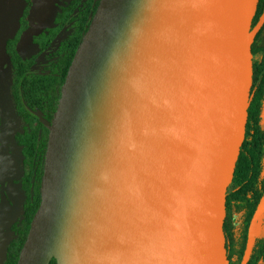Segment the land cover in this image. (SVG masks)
I'll list each match as a JSON object with an SVG mask.
<instances>
[{"label": "water", "instance_id": "1", "mask_svg": "<svg viewBox=\"0 0 264 264\" xmlns=\"http://www.w3.org/2000/svg\"><path fill=\"white\" fill-rule=\"evenodd\" d=\"M258 3L99 1L61 87L17 264H229L226 194Z\"/></svg>", "mask_w": 264, "mask_h": 264}, {"label": "trees", "instance_id": "2", "mask_svg": "<svg viewBox=\"0 0 264 264\" xmlns=\"http://www.w3.org/2000/svg\"><path fill=\"white\" fill-rule=\"evenodd\" d=\"M99 1L67 0L56 3L49 24L36 35H30L34 3L33 0H21L16 28L3 41L2 55L10 67L8 99L18 124L13 139L21 157L20 183L25 197L21 218L10 228L2 264H17L39 207L51 120L71 61ZM263 6L264 0H259L256 17ZM27 36L35 49L23 55L19 47ZM258 40L259 37L251 45L253 76L245 139L226 194L223 232L229 264H241L248 227L256 212L259 217L257 233L260 230V235L256 236L247 264H264V235H261L264 231V56L259 52ZM50 264H56L55 260Z\"/></svg>", "mask_w": 264, "mask_h": 264}, {"label": "rangeland", "instance_id": "3", "mask_svg": "<svg viewBox=\"0 0 264 264\" xmlns=\"http://www.w3.org/2000/svg\"><path fill=\"white\" fill-rule=\"evenodd\" d=\"M63 1L67 0H33L30 35H36L45 25L49 24L55 12L54 4ZM20 10L21 0H0V264L5 258L6 246L10 239V228L21 218L25 197L20 183L21 157L13 139L18 124L8 99L7 78L10 76V67L2 55L3 41L14 32ZM34 49L28 36L23 39L19 47L23 55L34 52ZM262 215L264 220V208ZM258 232L259 236L260 230ZM261 235H264L263 230Z\"/></svg>", "mask_w": 264, "mask_h": 264}, {"label": "flooded vegetation", "instance_id": "4", "mask_svg": "<svg viewBox=\"0 0 264 264\" xmlns=\"http://www.w3.org/2000/svg\"><path fill=\"white\" fill-rule=\"evenodd\" d=\"M263 13H264V6H263L262 11L258 13L257 17H256V14H257V11H256V14H255L254 19H253L252 24H251V30H253L259 24ZM257 37H259V40H258V43L260 45L259 52L261 55L264 56V23L262 24V26L257 31L256 36L254 38V41L256 40Z\"/></svg>", "mask_w": 264, "mask_h": 264}]
</instances>
